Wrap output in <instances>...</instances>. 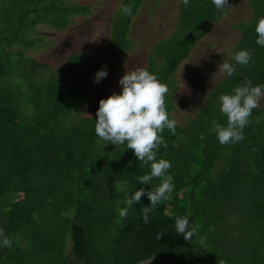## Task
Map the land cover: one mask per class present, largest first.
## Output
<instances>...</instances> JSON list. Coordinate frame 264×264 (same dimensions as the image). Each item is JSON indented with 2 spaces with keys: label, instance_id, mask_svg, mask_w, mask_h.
<instances>
[{
  "label": "trees",
  "instance_id": "trees-1",
  "mask_svg": "<svg viewBox=\"0 0 264 264\" xmlns=\"http://www.w3.org/2000/svg\"><path fill=\"white\" fill-rule=\"evenodd\" d=\"M142 2L119 1L99 53L72 51L53 67L25 54L44 42L35 29L65 31L74 16L91 14L90 5L0 0V229L11 240L10 248L0 246V264H139L150 257L152 264H264V109H253L244 139L235 144L221 145L211 131L213 121L227 126L219 96L233 94L245 78L264 85V47L255 43L264 0H251L254 21L235 24L242 50L252 54L238 69L244 73L218 82L196 114L177 123L175 135L161 134L167 148L159 147L156 160L171 163L174 191L148 224L142 218L151 206L147 196L126 218L119 213L131 195L154 190L160 179L140 184L150 164L139 162L126 143L98 138L96 116L83 115L80 106L89 94L85 82L131 50L128 34ZM121 4L133 6L131 16ZM223 16L212 0H189L187 8L181 0L173 30L186 38L177 43L169 32L150 51L143 68L168 86L169 119L179 65ZM180 216L200 225L191 241L176 232Z\"/></svg>",
  "mask_w": 264,
  "mask_h": 264
},
{
  "label": "rangeland",
  "instance_id": "rangeland-1",
  "mask_svg": "<svg viewBox=\"0 0 264 264\" xmlns=\"http://www.w3.org/2000/svg\"><path fill=\"white\" fill-rule=\"evenodd\" d=\"M119 1L65 0V3L69 4L90 5L91 14L74 16L65 31H56L44 25L38 26L33 35L42 37L44 42L40 47L27 50L26 56L57 67L65 62L72 51L99 53L109 40ZM180 2L181 0H143L128 34V39L133 43L131 50L113 60V66L106 69L107 77L99 83L94 82L95 76L85 82L89 94L80 102L83 115L96 116L100 100L114 93L121 94L122 86L119 80L127 71L146 66L153 46L169 32L177 43L186 38L185 31L178 33L175 32L176 29L173 30L177 24V7ZM229 4L233 8L228 10L227 16L224 15L212 26L176 71V79L179 82L174 98L176 108L172 114L179 124L193 117L206 99L207 93L225 78L226 74L220 73L218 66L223 62L235 64L232 59L234 54L243 49L240 32L235 24H249L254 21V18H251V0H231ZM235 66L236 73H244L238 69L247 67L238 64ZM258 108L264 109V99L260 101Z\"/></svg>",
  "mask_w": 264,
  "mask_h": 264
},
{
  "label": "clouds",
  "instance_id": "clouds-1",
  "mask_svg": "<svg viewBox=\"0 0 264 264\" xmlns=\"http://www.w3.org/2000/svg\"><path fill=\"white\" fill-rule=\"evenodd\" d=\"M185 8L189 6V0H182ZM218 12L225 16L233 7L229 0H212ZM132 5H120V11L132 15ZM257 39L255 43L264 47V17L259 18L255 27ZM235 64L248 66L252 61L251 50L244 49L234 54ZM235 64L223 62L218 66V71L231 77L236 74ZM108 75L106 68L98 71L95 83H99ZM122 86L121 94H112L107 99L99 101V109L96 112L95 134L98 138L113 145H125L127 149L134 150V156L145 165L150 164V174L139 177V183L149 185L154 178L161 183L154 190L145 191L144 188L136 191L126 200L127 207L120 210V217L126 218L129 208L134 203H140L142 196H147L151 202L150 207L142 209V218L148 224L149 214L158 204L172 199L174 191L173 176L168 174L171 163L165 159L156 160L157 150L161 145L167 148V143L162 137L165 129L176 134L177 122L169 119V113L165 107V96L169 91L166 84L161 83L156 75L151 74L145 68H137L127 71L119 80ZM233 94L219 96L220 111L227 118V126H222L216 121L212 122L211 131L216 134L221 145L235 144L244 139L243 129L251 121L249 117L253 109L259 107L264 99V85L252 86V81L245 78L244 83L232 90ZM203 134L200 139H203ZM35 216V214H34ZM199 224L191 225L187 216L177 217L175 229L178 235H182L185 241H191L198 235ZM162 234L157 235L159 240ZM3 247H11V240L0 229ZM206 238L201 239V244ZM154 257L141 260L139 264H152Z\"/></svg>",
  "mask_w": 264,
  "mask_h": 264
},
{
  "label": "crops",
  "instance_id": "crops-1",
  "mask_svg": "<svg viewBox=\"0 0 264 264\" xmlns=\"http://www.w3.org/2000/svg\"><path fill=\"white\" fill-rule=\"evenodd\" d=\"M193 51H191V53H192Z\"/></svg>",
  "mask_w": 264,
  "mask_h": 264
}]
</instances>
